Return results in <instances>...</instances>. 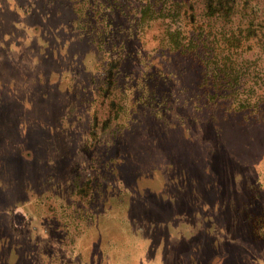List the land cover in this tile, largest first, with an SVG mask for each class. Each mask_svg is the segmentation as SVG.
<instances>
[{"label":"rangeland","instance_id":"1","mask_svg":"<svg viewBox=\"0 0 264 264\" xmlns=\"http://www.w3.org/2000/svg\"><path fill=\"white\" fill-rule=\"evenodd\" d=\"M148 1L110 3L112 31L129 37L123 64L128 129L97 146L88 142L87 114L71 127L79 182L102 183L109 171L99 163L102 155L114 162L118 176L108 180L118 189L100 200L96 220L73 253L69 240L52 237L54 199L0 190V264H264V237L253 233L248 217L264 206V106L259 120L245 123L238 116L224 125V108L205 104V95L201 107L185 102L203 92L196 90L203 66L177 57L168 35L192 22L159 18L146 26L140 11ZM72 13L71 0H0L4 171L26 169L34 151L45 154L56 122L94 68L90 40L74 28ZM169 58L180 62L183 76L163 74ZM142 77L155 88L156 102L166 99L165 115L139 101ZM61 169L68 172V164Z\"/></svg>","mask_w":264,"mask_h":264},{"label":"trees","instance_id":"2","mask_svg":"<svg viewBox=\"0 0 264 264\" xmlns=\"http://www.w3.org/2000/svg\"><path fill=\"white\" fill-rule=\"evenodd\" d=\"M71 1L72 25L88 36L93 48L94 68L83 81L80 93L56 122L52 135L47 138L51 143L47 144L45 154L34 151V156L29 158V166L20 169L19 173L4 171L7 163L0 159V183H5L0 185V190L8 194L36 191L40 199H54V206L49 208L53 217L57 218L56 224H52V237L59 241L69 240L68 246L74 245L73 253L79 238L96 220L100 200L107 194L114 195L118 189L108 180L110 175L118 176V171L112 172L114 162L101 155V158L98 156L99 163L109 170L102 183L90 186L88 182H79L78 172L82 165L76 157H71V127L83 118V114H87L91 119L86 130L89 144L106 146L128 129L129 124L126 123L131 112L127 75L123 67L129 53V37L112 31L111 0ZM151 1L140 11V22L147 21L146 26L151 27L159 18L182 21L187 16L192 22L189 27L185 26L186 22L177 26L168 35V47L178 53L177 57L198 59L203 66V80L196 86V90L203 92L195 98L190 94L185 102L192 101L201 107L200 99L205 95V104L224 108L221 118L224 125L238 116L245 123L259 120L264 106V0ZM169 63L171 65H167ZM182 68L180 62L169 58L163 63V74L183 76L186 71ZM138 83L141 87L139 101H145L158 116L165 115L166 99L163 104L155 101V88L151 87L148 78L142 77ZM176 100L181 101L180 97ZM65 163L69 171L61 173ZM110 165L111 168H108ZM72 187L75 189L70 193ZM92 187L97 191H92ZM9 206L3 205L2 209ZM246 207L251 208V204ZM248 217L253 233L264 237V206L258 213L252 211ZM3 222L1 218V224ZM59 247L65 250V245Z\"/></svg>","mask_w":264,"mask_h":264}]
</instances>
